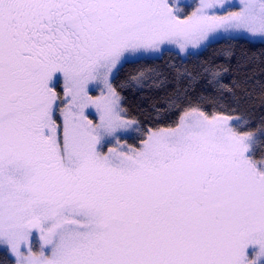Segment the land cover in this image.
Wrapping results in <instances>:
<instances>
[{"label": "snow or ice", "instance_id": "1", "mask_svg": "<svg viewBox=\"0 0 264 264\" xmlns=\"http://www.w3.org/2000/svg\"><path fill=\"white\" fill-rule=\"evenodd\" d=\"M244 34L264 41V0L188 15L173 0H0V250L14 264H264V118L203 110L237 111L246 81L178 72L188 86L162 101L175 127L117 139L137 126L121 91L170 83L146 57ZM201 78L212 92L181 107Z\"/></svg>", "mask_w": 264, "mask_h": 264}, {"label": "trees", "instance_id": "2", "mask_svg": "<svg viewBox=\"0 0 264 264\" xmlns=\"http://www.w3.org/2000/svg\"><path fill=\"white\" fill-rule=\"evenodd\" d=\"M231 48L234 55L230 60L225 59L222 55L223 50ZM245 62V67L237 71L238 62ZM141 63L147 64L156 72H162L168 77L170 83L161 90H140L121 91V95L126 99L123 101L122 106L127 109L126 118L137 122L143 133L148 130L175 127L178 122L179 111H172L166 113L162 101L167 99L178 86L181 91L188 86V79L185 76L177 81L173 79L176 73L190 72L196 74L200 71L201 66H223L221 70L227 69L224 75L220 78L223 84H229L233 79L246 81L244 84L245 91L237 92L239 97L238 102L233 105L237 111L233 112L231 109L224 112L222 109L214 108L212 105H206L203 110L211 115L215 112H222L227 115H239L244 121L251 117L254 121H259L264 118V42L252 41L246 38H236L225 40L223 38L213 42L209 47L202 48L192 55L182 57L177 51L171 50L163 52L155 58L146 57ZM129 71H134L132 64L125 66L121 70L118 81H123ZM149 84L152 81L148 82ZM148 85H145L147 88ZM120 91V89H118ZM212 92V88L205 83V79L201 78L196 82L184 97L181 107L188 105L189 101L195 103L197 97L201 94L208 95ZM227 98V97H226ZM229 103H232L229 99ZM155 106L158 111H154ZM159 116V118H157ZM256 125L253 124L249 130L256 131ZM0 264H14L8 253L0 250Z\"/></svg>", "mask_w": 264, "mask_h": 264}, {"label": "rangeland", "instance_id": "3", "mask_svg": "<svg viewBox=\"0 0 264 264\" xmlns=\"http://www.w3.org/2000/svg\"><path fill=\"white\" fill-rule=\"evenodd\" d=\"M173 2L175 4H177L178 9L181 13H183L184 15H188V14H191V12L194 10V8L198 4L199 0H173ZM237 2H238V0H237ZM237 10H238L237 8L229 9V11H237ZM221 14H225V13H221ZM242 38L249 39L247 37V34H244V36H242ZM249 40L260 41L258 39H249ZM166 47L171 48V50L177 51L182 57H186L188 55L186 53H180L179 50L175 46H166ZM201 49H190V51L192 53H195ZM149 57H151V56H149ZM57 91H60V88H58ZM90 94L97 96L100 94V90L96 89L95 91H93ZM92 111L94 112V109ZM86 112H87V110H86ZM89 119L97 120L98 117L89 116ZM126 119H128V118H126ZM129 120H131V119H129ZM243 121H244V119L242 118L241 127L244 126ZM153 130H155V129H153ZM145 136H146V133H143L141 128L137 124V126L135 128H130L127 131H122L121 133H119L117 135V139L119 140V142L121 144H127V145H131L133 147H139L140 141L143 138H145ZM115 144H116V141L113 140V142L111 144H109L105 147L104 151L106 152L108 147H113V146H115ZM37 247H38V245H37Z\"/></svg>", "mask_w": 264, "mask_h": 264}]
</instances>
